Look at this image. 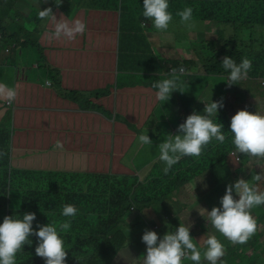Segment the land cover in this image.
Masks as SVG:
<instances>
[{
  "label": "crops",
  "instance_id": "obj_1",
  "mask_svg": "<svg viewBox=\"0 0 264 264\" xmlns=\"http://www.w3.org/2000/svg\"><path fill=\"white\" fill-rule=\"evenodd\" d=\"M17 5L23 11V15L15 17L18 22L23 20V16H32L29 19L38 16V9H24L20 0ZM102 8H95L91 0H73V5L68 6V9L56 10L54 14L59 19L63 14L68 20L80 19L86 25H91L97 22L94 13L98 12L95 16L99 17L112 13L103 9L101 15ZM112 14L115 23L111 28H104L102 46H99L101 44L98 41L101 34L99 28L89 30L88 35L85 31L71 42L48 43L46 30L51 26L48 20L42 26L36 20L32 27L24 25L29 33L37 32V38L42 39L43 54L48 66L41 65L46 61L40 56L29 65V68L41 70L39 74L22 79L19 74L8 69V66L16 67L17 55L0 56V83L17 91V97L11 104L0 99V127L6 124L11 132V147L7 153L11 169H20L22 174L34 179H41L45 175L63 177L77 173L79 176L76 179L81 183L83 191H86V182L82 175L91 180L112 176L117 180L135 183V179L141 176H155L153 169L160 172L158 145L164 142L172 124L180 121L189 108L179 96L175 103L174 96L167 103L156 99V89L152 85L166 78L167 72H155L151 68L152 58L148 55L143 57L142 62H137L135 53L125 54L129 49L127 43L134 40L123 41L121 14ZM22 25L19 24V27ZM11 27L14 28V25ZM149 36L152 37L151 34ZM154 48L159 51L156 44ZM161 54V67H168L174 52L165 50ZM51 70L57 72L59 81L50 79ZM46 81H51L50 87L45 86ZM63 90L76 91L79 95L74 97ZM85 106H88L87 109ZM178 108L181 109V115L176 116ZM141 134H148L153 145L140 144L138 136ZM193 184H180L179 193L175 195L176 201L190 205L189 197L183 191L186 186ZM215 188L216 183L213 182L191 189L204 197ZM113 192L114 189H110L107 194ZM167 204L175 210L174 201H167ZM260 207L252 209L255 219L260 218ZM190 234H198L197 245L204 251V241L208 234L217 236L218 232L215 229L214 232L203 231L194 225ZM221 241L225 246L222 264H227L226 257L229 264H239L244 256L252 258L264 253L263 249L249 255H234L230 260L227 243L232 247L237 245L224 237ZM240 248L243 249V246L240 245ZM205 261L203 259L201 264H209ZM183 263L193 264L189 260Z\"/></svg>",
  "mask_w": 264,
  "mask_h": 264
},
{
  "label": "trees",
  "instance_id": "obj_2",
  "mask_svg": "<svg viewBox=\"0 0 264 264\" xmlns=\"http://www.w3.org/2000/svg\"><path fill=\"white\" fill-rule=\"evenodd\" d=\"M18 1L0 0V56H7L5 53L8 50L6 49L12 45L23 46L24 42L31 41L30 38L24 36V33L28 32L27 27H32L34 22L32 19H27V27L24 26L25 24L19 27V24L22 23L15 20L13 13ZM91 3L95 8L114 9L121 14L123 41L134 40L132 43H127L129 49L125 54L135 53L134 57L137 62H142L143 57L147 55L150 56L152 58L151 68L155 72L169 74L171 68L184 67L182 64L186 63L187 66L184 68V74L180 76V81H184L182 76H186V82H188V75L191 76L190 82L199 77L203 78L200 73L213 75L217 79L223 80L222 76L228 77L229 75L221 67L225 56L232 57L237 63L247 57L252 61V68L247 78L264 80V40L263 43H260L262 39L255 37V28L264 27V0H169V11L173 14L172 22L181 25L187 31L186 35L178 38L174 44L176 47H183L187 54L191 52L194 56L189 59L186 57L183 60L173 56V59L170 58L171 64L168 67H161L160 62L163 58L156 53L152 38L144 30L152 22L142 15L143 0H91ZM185 7L193 9V20L196 25L194 28L190 29L182 24L180 17L176 15ZM198 22L203 25L204 29L200 31L202 40L196 41L190 38V34L199 32ZM12 25L14 28L11 27ZM211 25L217 31V37H207L212 30ZM19 41L20 45H18ZM186 42L189 44H185ZM193 42H197L199 45L194 43L192 46ZM232 86L225 93L227 97L223 98L224 107L220 108L222 111L218 110L219 113L224 114L225 118L234 105L242 104L247 97L246 90L238 86L239 94L232 99L229 95ZM186 89L187 87L183 89L184 92L181 94L180 100H186ZM63 91L74 97L79 95L76 91ZM188 100L184 101V105L191 108L189 103L192 97H188ZM220 100L221 98L216 101ZM206 101V103H210L213 100ZM199 103L205 104L204 100ZM87 107L85 106V109ZM7 127L6 124L0 127V153H3L0 155V224L3 223L5 216L22 219V215L28 212L36 214L33 228L37 231L39 230L37 226L40 224L47 225L49 222H54L59 226V224L70 220L71 228L67 232H61L66 251L69 253L66 264H114L119 261L120 256L117 255L119 249L120 251L126 250L128 254L132 255L131 249L133 248H129V245L132 244L136 247L137 238L135 236H143L145 232L144 227L139 225L138 215L131 223L124 219L125 213L129 209L131 210L133 205L130 196L139 197L136 191L128 190L134 183L117 180L112 176H100L91 180L82 175L86 182V191H83L81 183L76 179L79 176L77 173L63 177L45 175L41 179L28 177L22 174L20 169L9 167L7 153L11 147V132ZM223 131L226 135L224 143L221 144L213 140L205 147L207 149L203 150L204 154L200 157L188 156L173 166L171 170L178 173L174 178L177 188L182 183H196L197 178L203 175L202 171L207 169L211 170V175L215 179V190L224 193H226L229 183H234L240 176H247L248 158L250 157L241 154L238 159L239 165L236 168L230 165L229 159L235 146L232 143L233 137L230 130L224 128ZM235 154L239 153L235 152ZM160 162V176H166L163 172L166 165L162 161ZM5 165L7 166L5 167ZM183 169L186 172L180 174L179 172ZM256 172L260 173L261 171L257 170ZM232 176H235V181ZM258 183H262V180ZM110 189H114V192L107 194ZM168 192L171 190L165 191L163 196H166ZM178 193L177 191L176 194ZM209 194L207 193L204 197L208 198ZM12 202L15 203L14 207ZM65 204H72L77 208L75 217L62 215ZM164 207L167 208L165 217L167 219L173 217V207L169 206L167 202H163L162 208ZM259 216V219L264 223V209L261 207ZM176 221L175 219L168 225L169 231H175ZM123 224L127 226L125 229L122 227ZM128 226L130 227V239L127 235L125 239L118 241L117 236L121 232L125 235ZM210 228H213L212 225ZM261 233L263 234L264 231L262 230ZM261 233L254 235L246 244L251 242V245H260ZM30 239L32 244H26L23 250L17 253L16 264H45V260L35 254V248L39 242L38 237L33 235L30 236ZM246 250L247 247L229 250V259L231 260L234 255L242 256ZM260 255L262 252L254 257L257 258ZM254 261L249 260L246 264H264V260L259 262L254 259ZM225 262L229 264L227 257Z\"/></svg>",
  "mask_w": 264,
  "mask_h": 264
},
{
  "label": "clouds",
  "instance_id": "obj_3",
  "mask_svg": "<svg viewBox=\"0 0 264 264\" xmlns=\"http://www.w3.org/2000/svg\"><path fill=\"white\" fill-rule=\"evenodd\" d=\"M70 5H73V0H56L55 11H62V9L65 11ZM169 7V0H143L142 15L152 22L155 29L166 31L173 21V14L169 11ZM176 15L180 17L181 23L188 28L196 26L191 7H185ZM38 19L50 22L52 31L47 33L49 41H74L87 28L86 23L80 19L68 20L63 14L58 20L51 7L40 10ZM12 46L15 47V45ZM9 49L11 47L7 48V50ZM221 67L229 73L226 83L231 87L248 77L252 61L244 57L240 63H237L232 57L225 56ZM184 72L185 69L182 66L171 68L169 78L153 83L152 88L156 89L155 96L158 101L167 103L174 92H184L183 82L180 81V76ZM262 84L264 85V80H262ZM45 86L50 87L51 81H46ZM16 97L15 88L0 83V99L11 104ZM218 99L209 100L216 101ZM213 101L204 102L205 107L200 108L199 102L194 104L190 100L191 108L188 107V111L180 121L172 124L164 142L158 145L159 160L166 165L163 169L165 175L185 157L197 158L203 155V150L205 151L207 149L205 147L213 140L221 144L225 142L224 125L214 122L213 119L217 116L218 110L224 107L223 97L220 101ZM230 132L233 137L232 143L235 146V150L231 152L232 157L238 161L243 154L257 160H264V115L259 112L252 113L247 109L239 110L231 118ZM138 141L142 145H153L148 134L139 135ZM235 152L239 154L236 155ZM260 168L261 172L252 174L250 180L239 178L234 183H229L226 193L220 199L221 207H213L211 211L205 209L207 222L196 221L194 224L196 228L209 232H214L215 229L232 244H240L243 248L247 247L248 249L249 246H253L250 244L251 242L246 243L255 235L257 228L263 225L259 218L255 219L252 215L253 208L259 206L262 208L264 205L263 188L256 185V182L264 179V167ZM135 209L133 204L131 210ZM77 211L74 205L65 204L62 215L75 217ZM201 217H203L202 214ZM35 220L34 212L24 213L22 219L14 218V216L4 217L3 223L0 224V264H16L17 253L22 251L26 244H32L30 236L33 235L38 237L39 241L35 248V254L43 258L45 264H66L69 253L66 251L61 232H67L71 228V221H65L59 226L54 222H49L47 225L40 224L37 226L39 229L37 231L33 228ZM210 225H212V229ZM190 232L191 227L181 223L178 228H175V231H168L163 238H160L155 231L146 229L143 236L140 235L142 242L147 246L146 254L142 255L143 264H183L185 260L201 264L202 257L209 264H222V257L225 255V246L222 241L216 235L208 234V238L204 241L206 248L202 253ZM240 245L232 247L228 242L227 252L237 247L240 248ZM253 248L256 249L255 246ZM78 260L80 261V259Z\"/></svg>",
  "mask_w": 264,
  "mask_h": 264
},
{
  "label": "rangeland",
  "instance_id": "obj_4",
  "mask_svg": "<svg viewBox=\"0 0 264 264\" xmlns=\"http://www.w3.org/2000/svg\"><path fill=\"white\" fill-rule=\"evenodd\" d=\"M55 1L56 0H20V3L22 5L21 7L24 9H30V10L38 9L40 11V10H44L46 8L51 7L53 9V12L55 13ZM110 12L119 13L118 11L114 9H110ZM13 13L15 17L19 15H23V11L18 5L14 8ZM100 13L101 15L103 14V9L101 10ZM112 13H106L104 16H100V17L95 16L98 14V12L94 13V17L97 19V22L92 23L91 25H87V28H86L87 35H88L89 30H95L96 28L101 29L100 30L101 34L98 37V41L101 44L99 46H102L104 42L103 40V35H104L103 33L105 32L104 28L105 27L111 28L112 25L115 23V16ZM29 18H32V16ZM29 18L27 16H23V20L21 21V23L27 26L26 20ZM35 18L36 19H32L33 22H35L36 20V22L39 23L40 26L44 25L45 22L47 21V20L38 19V16H36ZM57 19L59 20L58 17ZM153 29H154V32H153ZM203 29H204L203 25L200 22H198L199 32L191 33L190 38L195 39L196 41H199L200 39L202 40L203 37L200 36V31ZM211 29L212 30L209 36H207L205 32L204 34L207 37H211V36L217 37V31L213 29V25H211ZM144 30H146L147 33L151 34L152 36L151 38L153 42H155L157 48L159 49V51L156 50V53L159 56H162L161 53H164L165 50L173 51L174 57H179L183 59H185L186 57L189 59L190 57L194 56L191 52L187 54L183 47H176V45L174 44V41L178 40V38L184 37V35H186L187 33V31L183 27H181V25L171 22L169 25V28L166 31H158L157 29L153 27L152 24H149L148 26L144 28ZM255 30H256L255 37L262 39L260 40V43H263L264 27H257L255 28ZM50 31H52V26H49L47 28L46 38H47V33H49ZM94 33H95V37H97V32L95 31ZM24 34H25L24 36H26L27 38H30L31 41L24 42L23 46H18V47L12 46L11 47L12 51L10 49L11 52L5 53L7 56L17 55L18 63L16 67L8 66V69L11 72H15L19 74V76L22 79L26 78L29 75L39 74V72H41V70H38V69L34 70L32 67L29 68L30 63L33 62V59L36 58L37 56L42 57V59L46 61V63L45 62L41 63L42 66H48L47 60L45 59V56L43 54L42 39L39 40V38H37L38 33L37 32L36 33L26 32ZM109 37L112 38L113 36H109ZM40 41H41V44H40ZM52 41L56 42V40L49 41L47 39L48 43ZM194 43L195 42L192 43V46ZM185 44L188 45L189 43L186 42ZM195 44H198V43L196 42ZM177 53L178 55H176ZM109 55H110L109 58L111 60L112 52H110ZM182 65L184 66V68L187 66L186 63H183ZM200 74L203 76V78L199 77L196 80H193L191 82H190L191 80L190 75H188L189 77L188 82H186V76H182V79L184 80L182 81L183 89L187 87L186 93H185V95L187 96L185 97V99L187 101H189L188 97H192V102L194 104L198 102H202L203 100L204 102H207L206 100H209V99H218L222 97L223 98L227 97L225 96V93L227 89L229 88V86L226 83L227 81L226 76H222L223 80H219L213 75H208V74H203V73H200ZM51 75H52L50 77L51 80H53L54 78L56 81H59L57 77L58 74L56 71L51 70ZM166 78H169V74H167ZM261 81L262 79L260 78H246L240 81L239 84H234V86H232L231 94H229L231 98L233 99V97L239 94V91L237 90L238 89L237 87L239 86L240 88H243L246 90L247 92L246 99L243 101L242 104L234 105L230 113L227 114V118L224 117V114H221L218 112L217 116L213 118L214 122L216 123L220 122L224 125V128L230 130L231 118L239 110L247 109L248 111L252 113L259 112L262 115H264V85L262 84ZM181 94L182 93L179 91H176L173 93L174 103L177 101L176 97L179 96L180 98ZM199 106L200 108H204L205 104L200 103ZM219 110L222 111V109H219ZM179 115H181L180 108L176 109V116H179ZM149 123L150 121L148 122L147 125H149ZM151 123L154 124L152 120H151ZM159 161L160 160L158 157L157 162ZM248 161H249V164L247 166H249V168L247 169V176H240L239 178L250 180L252 177V174L257 173L256 172L257 170L261 171L260 167H264V160H257L255 158L250 157L248 158ZM229 164L236 168L239 165V162L234 157L230 156ZM6 166L7 165H5V167ZM153 172L156 173L155 176H148V177L141 176L140 178H138V180L135 179L136 182L133 185H130V187L128 188V190L136 191L139 194V197L131 198V203L134 204L136 209L135 210L129 209L125 213L124 219L126 222H130V223L133 222L135 218L137 217L135 215H138L140 227L143 226L145 230L146 229L153 230L158 234L160 238H163V236L169 231L167 228L168 225L171 222H174L175 219L177 220L175 224L176 228L180 226V223L184 224L187 227L193 228L196 221L203 223L204 221L207 220L206 210L211 211L213 207H221L220 199L225 194L224 192H220V190H215V191L210 192V197L206 198V197H201V193L194 191V189H191V188H198L203 183L210 185L213 182H215L214 177L211 175L210 169L202 171L203 175L197 178L196 183H194L191 186H186L184 188L185 191H183V193H185L189 197L190 205H187V203L185 202L176 201L175 199L176 192L179 191V188L176 187L174 183V178L178 175V173L176 174L174 170H171L166 176H159L160 172L158 169L157 170L153 169ZM184 172H186V170L183 169L179 173L182 174ZM232 178H233V181H235L236 179L235 176H232ZM256 185L262 187L263 192H264V179H262V183L256 182ZM167 190L168 191L171 190V192H168L166 196H163V193ZM145 195H147L148 197L145 198ZM167 201H174V204H175V210L174 212H172L174 217H170L169 219L165 217V212L167 211V208L166 207L162 208L163 202H167ZM200 201L202 202L200 203ZM12 206L13 207L15 206L14 202H12ZM262 208L264 209V205H262ZM185 212H188L189 215L183 216L182 214ZM201 214L203 215V217H201ZM133 216L135 217L132 218ZM156 226L158 227L157 229L155 228ZM122 227L125 229L127 226L123 224ZM197 229L202 230L201 228H197ZM262 230L264 231V223L261 227L257 228V232L255 233V236L261 233ZM129 231H130V227L128 226L126 234L124 235L121 232L117 236V240L122 241L123 239H125V236L127 235H128V239H130ZM197 235L198 234L192 236L194 239H196L195 240L196 243L198 241ZM135 237L137 238V246L134 247L132 244L129 245V248H133L131 249L132 255L128 254L126 250L120 251L119 249V252L117 253V255H119L120 258H119V261L115 262L114 264H138V263L143 264L142 255L146 254L147 246L145 243L142 242V237L140 235H137ZM217 237L220 240L223 238L219 233L217 234ZM259 241L261 242L260 245L253 244V246H255L256 248L255 250L253 246L248 247L246 251V255H249V253H252V252L258 253L264 249V233L261 235ZM236 245H240V244H236ZM201 252L203 253V251ZM254 259H257L259 262L261 260H264V253L257 258L255 257L251 258L248 256H244L241 258L242 263H239V264H244L245 262L247 263L249 260L254 261ZM202 260H203V257H202ZM192 263L194 264V262Z\"/></svg>",
  "mask_w": 264,
  "mask_h": 264
}]
</instances>
